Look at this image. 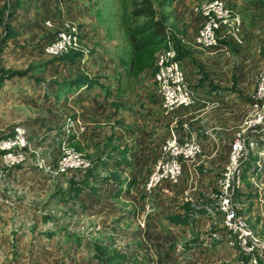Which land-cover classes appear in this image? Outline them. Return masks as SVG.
<instances>
[{"label": "rangeland", "instance_id": "374dc122", "mask_svg": "<svg viewBox=\"0 0 264 264\" xmlns=\"http://www.w3.org/2000/svg\"><path fill=\"white\" fill-rule=\"evenodd\" d=\"M206 1L210 0H18L17 4L9 3L3 15L4 27L15 15L14 22L21 24L20 29L23 23H29L36 38L29 45L10 47L4 52L0 79L2 72L35 69L29 78H6L0 82V264H191V253H195L190 248L182 251L180 247L178 254V248L170 247L172 233L166 227L162 233L142 228L139 207L135 214L125 215L124 204L127 200L140 203L146 183L137 179L129 196L125 183L133 176L126 174L127 167L122 161L109 158L106 148L103 155L99 154L110 129L107 103L100 106L99 101L107 97L106 88L113 77L109 74L122 69L116 65L118 57L129 70L127 55L133 50L131 36H139V28L146 23L161 24L166 40L160 50L171 42L178 59L186 63L189 57L183 45L191 42V35L197 33L201 17L195 9ZM223 1L243 15L239 13L244 18L243 32H251L255 40L246 45L250 47L246 48L243 63L245 73L239 77L244 92L249 87L253 90L257 64L264 61V47H259L264 43V0ZM4 3L6 0H0V8ZM135 10L142 11L141 15L136 17ZM72 28L79 34L81 55L84 52L89 56L86 64L67 60L70 57L66 55L54 58L45 51L61 32ZM24 35L20 34L19 42L24 41ZM240 49L243 48L229 47L231 59L227 68L231 69L232 64L236 68L240 66L237 64L243 57ZM81 71L93 78L97 76L101 84L92 86L88 80L86 87L91 89L75 88L72 84ZM145 75L122 83L123 88L132 89L135 102L146 81L154 78V70L152 75ZM152 87L157 90L154 83ZM157 96L146 97L148 104L159 103ZM246 104L245 99V107ZM147 112L148 116L153 109ZM96 115H100L101 125L96 124ZM84 118L89 123L86 128ZM77 119L81 120L83 131L71 126ZM17 128L26 131V146L3 149L4 142L14 140ZM167 129L168 139L172 127ZM176 134L179 135L178 130ZM257 142L258 151L249 150L247 161L252 156L264 158L263 140L257 139ZM65 150L81 155L89 163L87 168L61 173L60 162ZM18 158L22 161H17ZM234 202H237L236 193ZM208 221L201 226L206 233L199 232L207 237L201 243L209 241L211 246L201 251L204 255L195 256L194 264H264V248H260L256 257L245 255L222 216L211 221L210 227ZM213 232L217 234L216 239H211ZM260 239L264 243V238ZM192 242L199 243V237Z\"/></svg>", "mask_w": 264, "mask_h": 264}, {"label": "crops", "instance_id": "0c3cea01", "mask_svg": "<svg viewBox=\"0 0 264 264\" xmlns=\"http://www.w3.org/2000/svg\"><path fill=\"white\" fill-rule=\"evenodd\" d=\"M10 2L16 4L15 0H6L4 6L0 8V67L4 62V52L12 49L10 47L29 45L30 40L36 38L29 23H23L22 30L20 29L21 24L14 22L15 15L8 22L12 33L8 38L7 31L4 28L5 21L2 20V17L7 13ZM199 22L202 25V18ZM197 33L191 35V42L187 41L183 45V49L187 51V58L189 57V59H187L186 63L180 60L182 68L187 70V83L195 96V101L192 105L179 108L170 113L167 112L164 109L163 99L154 78L146 81L144 88L141 89L142 92L138 93L139 99L136 98L135 102L132 89L129 87L123 88L122 83L124 81L127 82V80L130 81L132 78L136 80L144 78L145 74L148 73L152 75L153 69L145 71L138 77H131L130 62L132 60V52L127 55L130 58L128 60L129 70L125 69V66L120 63L121 58L118 57L116 65L122 69L109 74L113 77L109 80V85L106 88L107 97H103V100L99 101L100 106L105 103L108 104H105V107H108L110 126L108 137L105 138L99 154L103 155L106 148L109 158L122 161L123 166L127 167L126 171L128 172L126 174L133 176L129 182L131 180L134 181L130 185L129 182L125 183L126 185L128 184L129 196H131L132 189H135L133 183H138L137 179L147 182L149 169L161 155L162 145L168 136V132L165 133V129L168 130V126L178 130L181 140L200 143L201 154L193 162L184 166L183 175L177 183L165 181L152 194L147 193L144 184V188L143 186L142 188L145 198L141 197L142 199H139L140 203L127 200L123 208L125 212L127 211L125 215L129 216L132 213L135 214V209L139 207L141 211H139V214L142 213L140 222L145 223L148 231H160L162 233V231H165L164 227L171 231L169 232L172 233L170 236L172 240L169 244L170 247L172 246L174 250L178 248V254L181 253L180 247L182 251H187L190 248L191 252L195 253H191V264L197 261L196 255H204L201 254V251L211 246L209 241L204 242V244L201 243V239L207 237L199 231L202 230L206 233V230L201 228L206 219H210L208 221V226L210 227L211 221L222 216L218 202L222 191L221 180L228 163L230 144L236 137L243 135L244 122L256 90L255 85L253 90L249 87L244 92L239 85V77H244L243 74L245 73L243 63L245 56H247L246 48L250 47V45H246L253 44V41H255L251 32L242 33V42H238L228 36L223 37L218 46L211 50H203L195 46L194 41ZM20 34H26L23 42H19L18 37H20ZM45 39V36H43V43L46 42ZM231 45L243 48L240 49V54L243 57L241 58L242 61L237 63L240 65L238 68L234 64L231 65V69L226 67V64L230 63L229 60L231 59L229 51ZM259 47L263 48L264 43ZM83 54L80 59L76 60V63L79 60L83 64L88 62L89 56H86L88 54L84 52ZM122 60L125 62L124 58ZM259 62L262 67L260 68L261 65L257 64L256 84L257 77L264 71V61ZM34 69L35 67L31 70L19 71L24 74L15 77L29 78ZM76 77H78L76 79L78 81L82 80L81 78H84L83 80H91L94 86L101 84V80L97 76L93 78L90 74L82 71ZM112 82L113 84H111ZM151 82L155 84L157 90L152 87ZM87 84L83 83L75 88L91 89L89 86L86 87ZM112 91L114 93L113 96ZM152 94L158 95L157 100L159 103L148 104L146 97ZM142 95L144 98H142ZM108 96H112L111 99ZM120 96H124L125 99H121ZM130 99L133 100V105ZM245 99L247 102L246 107L244 106ZM149 108H152L153 112L147 116ZM134 110L138 112L135 113ZM97 119L96 124L101 125L100 115L97 116ZM83 121L86 128L89 123L85 118ZM257 139L263 140L262 147L264 148V138L258 137ZM263 174L264 158L260 155L252 156L243 166V186L236 192L237 210L239 214L247 218L259 238H264ZM111 235H115V233H111ZM211 235V239H216V232ZM198 237L199 243L192 242L193 239L196 240ZM190 239L191 242L188 241ZM182 240H187V242L183 244ZM227 240H229L228 235Z\"/></svg>", "mask_w": 264, "mask_h": 264}, {"label": "built area", "instance_id": "2783aa9c", "mask_svg": "<svg viewBox=\"0 0 264 264\" xmlns=\"http://www.w3.org/2000/svg\"><path fill=\"white\" fill-rule=\"evenodd\" d=\"M195 12L203 20L194 41L196 47L203 50L214 49L226 36L242 42L243 17L223 0L203 2L197 6ZM45 51L54 58L81 52L82 47L77 30L72 28L61 32L46 46ZM154 69V79L167 112L170 113L194 103L195 96L187 83L186 74L171 42L156 53ZM71 126L80 131L84 130L79 119L72 121ZM176 131L174 128L171 129V136L162 145L161 155L145 184L148 194H152L165 181L177 183L183 175L184 166L193 162L201 154L199 142L181 140ZM258 137L264 138V71L257 77L256 90L243 126V135L236 137L230 144L228 163L221 180L222 191L219 196V210L226 228L232 236H235L242 252L254 257L260 252V248H264V243L251 229L247 219L239 214L234 195L243 186V166L249 159V150L258 151ZM26 142V131L17 128L14 140L4 142L2 148L23 149ZM88 164L81 155L65 150V157L60 162L59 169L61 173H68L71 170L86 169ZM141 225L145 227L144 222Z\"/></svg>", "mask_w": 264, "mask_h": 264}, {"label": "trees", "instance_id": "16d2710c", "mask_svg": "<svg viewBox=\"0 0 264 264\" xmlns=\"http://www.w3.org/2000/svg\"><path fill=\"white\" fill-rule=\"evenodd\" d=\"M16 4L18 3L17 0H15ZM136 17L140 16L142 11H136L135 10ZM2 20H4V17H2ZM5 25V23H4ZM7 31L8 38L12 35L10 30L9 23L6 27H4ZM143 28V29H142ZM139 28L140 34L137 36V34H133L131 36V44H132V60L130 62V75L131 77H138L142 73H144L147 70L154 69V62H155V55L160 50V46L163 44V42L166 40L165 37V29L161 24L158 22H151L146 23L145 27ZM146 33H150L148 36H144ZM65 57L67 60L72 59L71 61H76L77 59H80L81 53L80 52H73ZM33 68V67H32ZM23 72H9L7 74H4L2 72L0 82H3L6 78L12 79L15 76H22ZM82 80H74V87L81 86L83 83H88V80H83L84 78H81ZM82 81V82H81ZM71 85V84H69ZM94 86V85H92Z\"/></svg>", "mask_w": 264, "mask_h": 264}]
</instances>
